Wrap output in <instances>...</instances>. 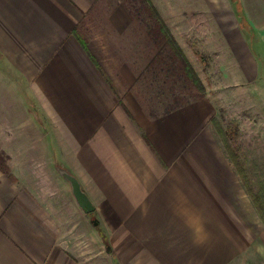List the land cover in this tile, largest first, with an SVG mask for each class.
I'll return each mask as SVG.
<instances>
[{"label": "crops", "instance_id": "crops-1", "mask_svg": "<svg viewBox=\"0 0 264 264\" xmlns=\"http://www.w3.org/2000/svg\"><path fill=\"white\" fill-rule=\"evenodd\" d=\"M153 3L197 73L264 85V0ZM95 5L0 0V61L17 76L0 64V264H264V219L214 99L142 95L145 71H170L156 48L169 43L121 0L78 32Z\"/></svg>", "mask_w": 264, "mask_h": 264}, {"label": "rangeland", "instance_id": "rangeland-1", "mask_svg": "<svg viewBox=\"0 0 264 264\" xmlns=\"http://www.w3.org/2000/svg\"><path fill=\"white\" fill-rule=\"evenodd\" d=\"M90 1L96 3V7L92 9L90 14L85 12L83 14L84 19L78 22L76 30L80 33H83L86 16L97 17L102 14L101 12H104L102 7L111 5L115 0ZM121 1L127 4L132 15L139 19L140 29L150 27L152 34L159 33L155 28V18L152 11L146 7L142 0ZM154 1L157 5L162 4V0ZM162 42L158 40L156 48H164L170 52L171 56L167 57V65L171 66L170 73L160 72L158 74V70L153 73L144 70L146 73L142 74L138 83L142 95L154 96L155 100H158L157 98L159 95L161 96L160 92H162L165 99L170 102L179 97L178 100L189 101L200 96L201 91L197 88L196 83L185 75L179 65L174 62L170 44L162 46ZM0 64L1 66L3 64L4 71H7L12 79L13 77L17 79L14 71L9 70L4 61H0ZM208 69L210 68L205 67L204 71L200 70L197 75L204 82L205 85H203L206 86L205 93H210L209 96L214 99L217 105L214 125L219 131H225V141L222 140L226 150L239 167L240 173H238L241 174L240 177L244 180L246 187L250 189L252 201L261 218L264 219V85L258 87L254 83L228 82L226 77L232 74L210 73ZM258 80L264 84V71L259 73ZM149 84L151 85L149 86ZM172 105L174 104L172 103L171 107ZM169 106L155 104V110L163 111ZM2 161L3 157L0 155V162ZM92 214L93 212H91V217L94 223L97 218Z\"/></svg>", "mask_w": 264, "mask_h": 264}, {"label": "trees", "instance_id": "trees-1", "mask_svg": "<svg viewBox=\"0 0 264 264\" xmlns=\"http://www.w3.org/2000/svg\"><path fill=\"white\" fill-rule=\"evenodd\" d=\"M142 1L145 3L146 7H148V9H150L152 11L153 16L155 18V24L158 28L157 29L158 32L164 36L165 40L170 44L172 49L176 52L177 56L180 58L182 65L185 68L186 75L188 77H190L196 83L197 88L201 91V95H203L205 93V86L203 85V82L201 81V79L197 75V72L194 70V68L191 65L188 58L183 53V51H182L180 45L178 44V42L176 41L174 35L171 33L168 26L164 22L160 12L156 8L155 4L153 3V0H142ZM233 1L236 2V0H233ZM219 132H220L222 139L225 141V137H226L225 131L220 130ZM229 155H230V153H229ZM230 157H231V155H230ZM235 164H236V162H235ZM236 167H237V170H239V167L237 166V164H236ZM102 235H103L104 239L106 240L107 238L103 232H102Z\"/></svg>", "mask_w": 264, "mask_h": 264}, {"label": "water", "instance_id": "water-1", "mask_svg": "<svg viewBox=\"0 0 264 264\" xmlns=\"http://www.w3.org/2000/svg\"><path fill=\"white\" fill-rule=\"evenodd\" d=\"M60 174L68 180L71 185L72 192L81 208H83L86 212H92L94 210V205L89 198L88 194L82 188V185L76 175L70 172L65 167L58 168ZM94 224H98V221H94Z\"/></svg>", "mask_w": 264, "mask_h": 264}]
</instances>
